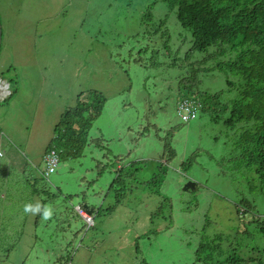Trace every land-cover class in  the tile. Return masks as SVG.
I'll use <instances>...</instances> for the list:
<instances>
[{"label": "rangeland", "instance_id": "obj_1", "mask_svg": "<svg viewBox=\"0 0 264 264\" xmlns=\"http://www.w3.org/2000/svg\"><path fill=\"white\" fill-rule=\"evenodd\" d=\"M148 11L166 20L168 48L143 24ZM0 24V78L13 93L0 102V264H197V246L215 237L224 255L264 264V178L221 118L176 115L191 36L173 11L159 0H0ZM198 89L225 91L224 75H203ZM93 91L106 102L81 156L46 181L54 127ZM190 180L195 193L182 189Z\"/></svg>", "mask_w": 264, "mask_h": 264}, {"label": "trees", "instance_id": "obj_2", "mask_svg": "<svg viewBox=\"0 0 264 264\" xmlns=\"http://www.w3.org/2000/svg\"><path fill=\"white\" fill-rule=\"evenodd\" d=\"M159 2L175 13L179 25L191 36V47L184 58L188 71L177 85L180 96L198 102L199 112L210 115L212 122L221 118L233 132L240 161L264 178V0ZM142 21L144 25L152 21L150 11ZM152 24V33H160L164 48H168L166 20ZM194 52L204 55L200 60L190 62ZM213 72L224 75L227 89L216 93L200 91L198 85L202 76ZM231 91L236 92V97L230 103H224L223 95ZM105 102L102 94L96 91L90 92L88 100L81 101L79 96L76 105L61 115L45 152L54 146L60 151V160L81 156L92 122L100 116ZM167 147L160 158L165 167L176 157L175 149L170 144ZM195 159V154L189 156L180 164L181 169L187 171ZM118 205L115 201L114 207ZM114 207L108 208L107 212L112 213ZM220 239L215 237L201 242L195 252V263L200 264L201 260L203 264L252 262L253 259L245 260L234 249L224 255Z\"/></svg>", "mask_w": 264, "mask_h": 264}, {"label": "built area", "instance_id": "obj_3", "mask_svg": "<svg viewBox=\"0 0 264 264\" xmlns=\"http://www.w3.org/2000/svg\"><path fill=\"white\" fill-rule=\"evenodd\" d=\"M11 96L10 83L7 80L0 78V102L6 101ZM201 106L198 102L191 98H181L177 101L175 106V112L182 122L189 123L194 120L199 113ZM60 151L56 148H50L45 152L43 161L45 163L44 179L47 181L50 174L54 173L60 162ZM81 219L92 227L94 224L91 214L82 210L80 207L75 208Z\"/></svg>", "mask_w": 264, "mask_h": 264}, {"label": "water", "instance_id": "obj_4", "mask_svg": "<svg viewBox=\"0 0 264 264\" xmlns=\"http://www.w3.org/2000/svg\"><path fill=\"white\" fill-rule=\"evenodd\" d=\"M1 24H0V45H1ZM183 191H187V192H196L197 191V185L194 181L190 180L188 182H186L183 186H182Z\"/></svg>", "mask_w": 264, "mask_h": 264}, {"label": "clouds", "instance_id": "obj_5", "mask_svg": "<svg viewBox=\"0 0 264 264\" xmlns=\"http://www.w3.org/2000/svg\"><path fill=\"white\" fill-rule=\"evenodd\" d=\"M12 94L13 93H11V96H12ZM10 96V97H11ZM9 97V98H10ZM181 99V98H180ZM179 100V99H178ZM177 100V101H178ZM177 103V102H176ZM175 106H176V104H175ZM78 207H80V206H78ZM81 208V207H80ZM29 210H33V211H37L38 210V208L37 209H32V206L31 205H25V212H28ZM83 210V209H82ZM85 211V210H84ZM44 216H45V219H47V218H49L50 216H51V212L50 211H45V213H44Z\"/></svg>", "mask_w": 264, "mask_h": 264}, {"label": "crops", "instance_id": "obj_6", "mask_svg": "<svg viewBox=\"0 0 264 264\" xmlns=\"http://www.w3.org/2000/svg\"><path fill=\"white\" fill-rule=\"evenodd\" d=\"M12 96H13V94H12ZM45 154V153H44Z\"/></svg>", "mask_w": 264, "mask_h": 264}, {"label": "flooded vegetation", "instance_id": "obj_7", "mask_svg": "<svg viewBox=\"0 0 264 264\" xmlns=\"http://www.w3.org/2000/svg\"><path fill=\"white\" fill-rule=\"evenodd\" d=\"M184 185V184H183Z\"/></svg>", "mask_w": 264, "mask_h": 264}]
</instances>
